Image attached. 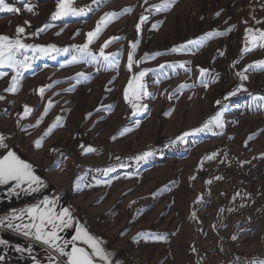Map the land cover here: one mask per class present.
<instances>
[{
  "label": "rangeland",
  "instance_id": "1",
  "mask_svg": "<svg viewBox=\"0 0 264 264\" xmlns=\"http://www.w3.org/2000/svg\"><path fill=\"white\" fill-rule=\"evenodd\" d=\"M6 2L21 11L0 13V35L16 38L17 26H22L24 43L57 48L84 44L85 34L101 17L120 13L90 46L98 54L106 40L119 37L105 50L117 54L118 67L71 63V51L56 59L39 58L23 72L15 94L5 91L13 73L0 68V95L5 97L0 100V134L7 145L43 168L48 180L58 182L56 195L71 211L90 217L86 224L96 236L106 237L98 239L113 253L115 264L264 261V103L258 100L264 97V71H245L264 60V46L253 42L256 34L249 31L245 39L246 29L264 30V0H173L163 12L151 10L162 0H106L98 8L92 0H72V6L91 5L94 11L57 21L50 18L57 0H27L32 11L18 0ZM141 15L147 19L138 32ZM46 24L50 26L33 35ZM210 32L222 35L209 37L190 52H171ZM132 41L138 44L135 50ZM246 45L252 51H244ZM156 53L160 55L151 58ZM146 54L149 58L143 59ZM161 64L177 67L145 76L150 95L137 102L134 115L124 99L129 81ZM197 66L209 69L205 77ZM81 72L87 80L78 79ZM201 79L208 82L207 89ZM185 84L190 87L181 89ZM46 85L51 87L41 97L38 89ZM237 88L241 90L235 96L224 99ZM128 91L132 99L133 89ZM49 100L52 107L43 115ZM140 104L148 110H140ZM25 105L33 110L27 115ZM223 106L222 129L210 126L211 131L172 143L202 127ZM57 117L60 126L37 148L34 142ZM88 146L95 151L88 153ZM145 151L154 155L137 167L134 157ZM108 167L116 171L105 176ZM77 177L82 178L79 185L74 183Z\"/></svg>",
  "mask_w": 264,
  "mask_h": 264
},
{
  "label": "snow or ice",
  "instance_id": "2",
  "mask_svg": "<svg viewBox=\"0 0 264 264\" xmlns=\"http://www.w3.org/2000/svg\"><path fill=\"white\" fill-rule=\"evenodd\" d=\"M24 9L27 11H32V7L27 3V0H18ZM106 0H92V5H95L97 8L105 3ZM148 0H145L147 3ZM173 0H162L161 3L151 6V10L156 12H163L170 8ZM21 11V8L15 7L13 4L7 3L6 0H0V13H18ZM94 11L91 5L76 8L72 6V0H57L56 11L51 14V21L62 20L66 17H79L86 16L90 12ZM127 12V9L123 10ZM120 13H106L105 16L101 17V20L97 22V26L94 30L86 33V42L82 45H72L71 48H57L56 45L49 44L47 46L39 44H29L24 43L20 39V35L25 33V28L22 26H17L16 29V38H11L6 35H0V68L10 69L13 73L11 76L10 86L5 89L6 92L15 94L18 91L20 86V79L23 75V72L28 71L33 67V62L36 59L47 57L49 59H56V56L64 53L67 54L70 51L73 53L71 57V63H86V64H99L103 63L106 68L118 67V58L117 54L106 53V48L109 47L111 43L118 40L119 37H111L104 42L103 45L99 48L98 54L94 52L90 46L99 38L103 27H106L108 23L112 22L114 19L118 18ZM219 15V13H217ZM147 17L141 15L139 22L136 25L137 31L139 32L141 23L146 21ZM50 25L46 24L44 28L38 29L37 33L44 31ZM253 31L256 35L253 37V42L257 46H264L260 42L264 41V30L261 29H246L247 32ZM79 33H77L78 35ZM59 35V33H57ZM216 35H222V33L210 32L206 36L189 40L185 45L180 48H172L171 52H190L194 48L202 47L209 37H214ZM131 48L135 50L138 47L137 42H129ZM191 46V47H189ZM244 51H252L251 48H248L247 45ZM159 53L154 54L151 58H155ZM148 55L143 59H148ZM142 61H136V64L141 63ZM134 64V51H130L127 57V67L131 71ZM181 68H184V64L178 65ZM166 67L175 68L176 64H161L157 69H148L141 70L138 74L133 76V79L129 81L128 88H132V99L129 98L128 88L124 91V99L129 102L133 109L134 115H137V102L143 98H146L150 95L147 91L146 84L143 82L144 78L150 71H156L158 75L162 74V70ZM198 67L200 76L203 78L205 74L209 72V69ZM262 70L264 71V60L254 61L253 64L248 66V69ZM4 73H0V76H3ZM241 80L247 79L244 73H238ZM79 80H87L88 75L86 73H77ZM214 82V81H213ZM202 86L207 89L209 84L205 79H201ZM135 85V86H134ZM51 87V85L41 86L38 89L39 94L43 97L45 89ZM190 87V85H181L180 88ZM242 87V86H241ZM241 88H237L232 92H229L224 99H228L230 96H235ZM5 99L4 96L0 95V100ZM258 100L261 103H264V97H259ZM217 105L221 104V101H216ZM52 107V101L49 100L48 105L45 107L43 115H47L49 109ZM139 109L142 111L148 110L147 104H140ZM227 110V106H223L221 111H218L213 115L202 127L192 129L188 132H184L181 136L177 137L172 143L180 142L183 143L185 139L189 136H194L202 131H211L210 126L216 128H223L224 121L222 119L224 111ZM32 109L27 105L24 106L25 115L29 114ZM43 116L40 120L37 121V125L42 122ZM60 117H57L56 120L50 125L47 130L44 132L37 141H35V146L40 148L43 146V140L48 137L54 130V128L60 126ZM138 123V121H137ZM6 137L3 134H0V149H5L6 152L0 153V185L12 186L11 190L15 193L17 189L24 191L26 193H35L40 190L43 186V181L40 177L36 176L33 171V166L21 159L16 152L8 148L7 143L5 142ZM54 151V150H53ZM86 151L88 153L94 152L91 146H88ZM154 155L151 151H145L140 155L134 157L137 167L141 163H146ZM215 153L211 157L214 158ZM119 160V157H116ZM120 167H125L121 164ZM116 171L113 167H108L103 170V174L107 176L109 173ZM221 179V177H217ZM82 181L81 177H77V180L74 181L77 185ZM97 185L101 181H96ZM107 183V181H105ZM211 183V181H208ZM58 200H50L48 197L38 203L34 204L28 208L22 209L19 213L13 210L9 215L0 217V227L6 228L7 230H12L18 234H22L25 238L34 241L35 244L41 245L47 255V264H115L112 259V254L106 250L103 246V242L98 238L90 234L82 225H77L75 218L72 215L71 211L67 207H63L57 210ZM195 217V213H193ZM27 220V222H25ZM75 225V235L71 237L70 240L64 239L60 233L67 228H73ZM154 240H163V236H154ZM78 242L82 243L85 247L78 246ZM7 242L3 239H0V245H6ZM35 244L29 246L27 249L20 247L16 248L17 252L27 251L29 255L34 250ZM90 249V251L88 250ZM5 257L0 255V262L4 261ZM33 264H42V262L37 261L36 257H32ZM259 264H264V261L259 262Z\"/></svg>",
  "mask_w": 264,
  "mask_h": 264
},
{
  "label": "crops",
  "instance_id": "3",
  "mask_svg": "<svg viewBox=\"0 0 264 264\" xmlns=\"http://www.w3.org/2000/svg\"><path fill=\"white\" fill-rule=\"evenodd\" d=\"M8 148L16 152V154L26 162L30 163L33 166L34 174L41 178L43 181V186L40 188L38 192L35 193H26L17 189L14 193L11 188L12 186L8 185H0V217L9 215L13 210L19 213L22 209L28 208L34 204L40 203L44 197H48L50 200H58L57 202V210L67 207L70 209V205L68 202L64 201L62 197L56 195L58 190V182H55L51 179H47L44 174V169L36 167L33 165L21 152H19L16 148L8 145ZM6 152L5 149H0V153ZM71 211V210H70ZM82 212L83 210H79ZM72 215L75 218V222L77 225H82L85 229H88L89 233L94 237L98 238L100 236L101 239H105V236L98 235L96 233H92L89 229L87 222H90V217L86 215H77L75 214V210L71 211ZM27 222V220H25ZM86 224V226H85ZM60 235L64 239L70 240L73 235H75V225L73 228L64 229ZM0 239H3L7 242L6 245H0V255L5 257L4 261L0 262V264H33L32 257H36L37 261L42 262V264H47V255L45 249L39 245L35 244L34 241H31L28 238H25L22 234H18L15 231L7 230L6 228L0 227ZM35 244L34 250L29 255L27 251L17 252L16 248L20 247L23 249H27L29 246ZM78 246L85 247L82 243L78 242ZM106 250L109 252L107 247L103 245ZM90 251V249H88ZM113 255L112 252H110Z\"/></svg>",
  "mask_w": 264,
  "mask_h": 264
}]
</instances>
